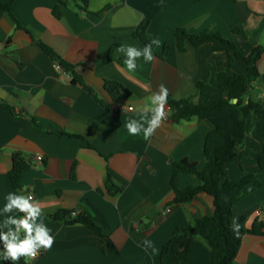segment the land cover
I'll return each mask as SVG.
<instances>
[{"label": "crops", "instance_id": "1", "mask_svg": "<svg viewBox=\"0 0 264 264\" xmlns=\"http://www.w3.org/2000/svg\"><path fill=\"white\" fill-rule=\"evenodd\" d=\"M2 1H12L23 28L0 10V225L8 215H24L3 212L9 193L33 194L43 210L38 222L50 229L55 242L50 249H41L30 264H162V248L177 228L192 229L197 218L215 212L213 198L206 192L189 203H172L171 183L173 161L188 159L204 167V144L214 125L199 117L175 122L168 103L165 120L149 140L142 132L130 135L126 124L140 119L137 109L161 84L167 87L168 97L179 99L196 95L201 81L214 86L220 72L245 73L244 61L215 50L212 44L188 42L187 50L181 52L174 29L218 31L247 55L264 45V0ZM56 8L61 16L55 14ZM143 22L148 23L149 39H158L160 46L153 47L154 62L141 57L137 69L129 73L125 54L117 49L121 45L144 48V41L135 36ZM236 28L244 33H236ZM37 41L74 64L75 72L54 67L55 59ZM165 45L169 52L163 58ZM258 67L264 73V54ZM108 80L119 81L131 95L112 97L106 88ZM252 94L264 97L259 82ZM222 96L214 87L206 102L214 103ZM50 130L80 135L92 147L80 137ZM244 147L255 152L263 149L264 120L256 118L247 124ZM17 150L31 155L34 162L37 155L45 159L44 165L25 173L24 188L19 191L10 178ZM258 170V160L251 155H239L226 164L234 181ZM109 178L119 191H108ZM261 181L256 190L248 186L247 195L234 207L233 220L248 229L261 224L264 232V176ZM201 183L197 176L181 178L184 188ZM59 210L87 212L103 234L83 223L56 219ZM211 259L210 247L197 236L181 264H211ZM15 264H25L24 258ZM235 264H264V233L244 235Z\"/></svg>", "mask_w": 264, "mask_h": 264}, {"label": "trees", "instance_id": "2", "mask_svg": "<svg viewBox=\"0 0 264 264\" xmlns=\"http://www.w3.org/2000/svg\"><path fill=\"white\" fill-rule=\"evenodd\" d=\"M70 1L62 0V3ZM83 1L87 2V0ZM0 10L9 13L17 22L18 27L23 28L13 13L12 1L3 2L0 0ZM55 14L61 16L59 8L55 9ZM147 29L148 23L143 22L135 33V36L144 41L146 45L151 41ZM174 32L178 38V47L181 52L187 50L188 42L195 46L212 44L215 50L226 51L230 55L234 54L244 61L248 68L243 74L230 75L220 72L218 82L214 86L208 82H199L196 95L179 99L169 96L167 99L171 108L170 117L175 122L199 117L214 125L205 140L203 168L200 167L199 162L188 159L172 162L171 183L175 192L172 203H189L199 193L206 192L213 198L215 212L213 215L197 218L192 229L177 228L172 238L162 248L161 262L162 264H181L188 257L194 239L200 236L210 247L211 264H235L244 235L246 233H264L261 224H256L251 229L239 225L238 233L233 230L234 207L247 195L248 186L252 185L253 190L262 186L261 179L264 176V147L259 152L244 147L247 124L256 118L264 120V97L259 98L252 94L256 82H259L264 88V73H261L258 67V62L264 54V45L256 46L250 54L246 55L241 52L235 41L218 31L204 29L199 33H191L185 27H178L174 29ZM235 32L244 33L240 28H236ZM37 44L55 60H58L64 68L75 72V65L61 58L49 45L42 41H37ZM168 52L169 46L165 45L161 57L165 58ZM77 79L76 75L74 81ZM84 85L88 91L94 93L90 86ZM214 87L219 88L223 96L214 103H207V94ZM106 88L114 98L119 96L125 98L131 95V91L119 81L108 80ZM235 98L238 99L236 103L231 101ZM0 102H2L1 99ZM31 121L34 125L39 126L36 118H32ZM258 122L260 123V121ZM50 132L80 137L85 146L92 147V144L80 135L70 134L64 130H50ZM242 146L243 149L240 151L239 148ZM239 155L255 157L259 163V170L242 180L234 181L227 174L226 164ZM13 158L14 166L10 171V178L15 189L19 191L24 188V175L32 169L34 160L31 155L22 150L15 151ZM185 174L199 177L202 181L201 185L181 187V178ZM107 189L111 193L119 191L111 178L108 180ZM75 214L69 210H59L54 214V217L68 223H83L97 233L103 234V228L96 224L87 212ZM0 264H10V261L1 258Z\"/></svg>", "mask_w": 264, "mask_h": 264}, {"label": "clouds", "instance_id": "3", "mask_svg": "<svg viewBox=\"0 0 264 264\" xmlns=\"http://www.w3.org/2000/svg\"><path fill=\"white\" fill-rule=\"evenodd\" d=\"M160 46L158 39H153L138 49L133 46L121 45L117 50L125 54L124 64L129 73L137 69L136 61L143 57L146 62H154L152 46ZM168 89L163 84L159 90L148 97V102L137 109L140 119H129L126 124L127 131L130 135L138 136L143 133L145 140H149L155 133L156 129L161 126L166 118V109L168 99ZM146 125V126H145ZM7 203L3 208L5 214L18 211L24 215L17 218L14 215H8L0 228H6L7 231H0V241H2V249H0V258L11 260L13 264L24 258L25 264L37 258L41 249L48 250L55 242V238L50 234V229L41 221L43 215L42 206L39 202L34 201L31 194L17 195L9 193L6 196ZM239 224L233 222V230L238 233ZM23 233V238H21ZM151 247L150 242H144Z\"/></svg>", "mask_w": 264, "mask_h": 264}, {"label": "built area", "instance_id": "4", "mask_svg": "<svg viewBox=\"0 0 264 264\" xmlns=\"http://www.w3.org/2000/svg\"><path fill=\"white\" fill-rule=\"evenodd\" d=\"M54 67H56V68H58V69H63L64 67L62 66V64L58 61V60H54ZM130 109H132V108H130ZM44 156L43 155H37L36 157H35V162H34V164H33V166H35V167H38V166H40V165H44ZM32 195V197L34 198V195L33 194H31ZM259 215V214H258Z\"/></svg>", "mask_w": 264, "mask_h": 264}, {"label": "water", "instance_id": "5", "mask_svg": "<svg viewBox=\"0 0 264 264\" xmlns=\"http://www.w3.org/2000/svg\"><path fill=\"white\" fill-rule=\"evenodd\" d=\"M231 101L234 102V103H236V102L238 101V99L235 98V99H233V100H231Z\"/></svg>", "mask_w": 264, "mask_h": 264}]
</instances>
